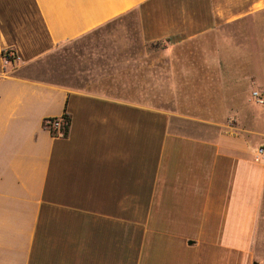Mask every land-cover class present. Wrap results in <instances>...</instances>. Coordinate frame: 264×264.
<instances>
[{
    "label": "crops",
    "instance_id": "0c3cea01",
    "mask_svg": "<svg viewBox=\"0 0 264 264\" xmlns=\"http://www.w3.org/2000/svg\"><path fill=\"white\" fill-rule=\"evenodd\" d=\"M254 91L264 0H0V264H264Z\"/></svg>",
    "mask_w": 264,
    "mask_h": 264
},
{
    "label": "rangeland",
    "instance_id": "374dc122",
    "mask_svg": "<svg viewBox=\"0 0 264 264\" xmlns=\"http://www.w3.org/2000/svg\"><path fill=\"white\" fill-rule=\"evenodd\" d=\"M85 44L82 43L80 45H74L71 47H67L56 53L53 57L48 59L49 68L51 70V77L55 80H59L68 85L69 79V71L71 68H75L77 56H84V52L81 47H84ZM156 48V47H155ZM152 52L163 53V46H157L156 50H151ZM255 111L264 113L263 107H254ZM264 203L261 211V219L259 222V231L257 236V248H261L264 251ZM264 254V252H263Z\"/></svg>",
    "mask_w": 264,
    "mask_h": 264
},
{
    "label": "built area",
    "instance_id": "2783aa9c",
    "mask_svg": "<svg viewBox=\"0 0 264 264\" xmlns=\"http://www.w3.org/2000/svg\"><path fill=\"white\" fill-rule=\"evenodd\" d=\"M14 59L15 61V55L12 52L7 53L6 55H3V62L5 65L10 64V60ZM252 100L255 104L264 106V91H254L251 94ZM67 126V124L64 122V118H57V119H49L45 121V128L52 134L53 132H58L62 126ZM58 137L61 136L60 133L57 135ZM264 155V149L259 148L257 150V156H263Z\"/></svg>",
    "mask_w": 264,
    "mask_h": 264
},
{
    "label": "trees",
    "instance_id": "16d2710c",
    "mask_svg": "<svg viewBox=\"0 0 264 264\" xmlns=\"http://www.w3.org/2000/svg\"><path fill=\"white\" fill-rule=\"evenodd\" d=\"M7 53H9V51L4 52L3 55H6ZM13 61H14V59H11V60H10V64L13 63ZM63 118H64V122L67 124V126H66V125H65V126H62L58 132H53V131H52V134H51L52 136H54V137H58V136H57L58 133L61 134L60 137H65V136L67 135V132H68V126H69V117H68L67 115H64ZM44 124H45V122H44ZM44 127H45V126H44Z\"/></svg>",
    "mask_w": 264,
    "mask_h": 264
}]
</instances>
